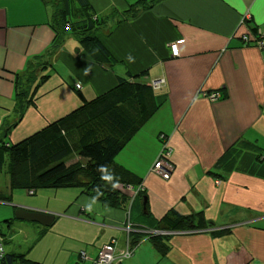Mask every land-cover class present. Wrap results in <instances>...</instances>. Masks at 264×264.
<instances>
[{"label": "crops", "instance_id": "obj_1", "mask_svg": "<svg viewBox=\"0 0 264 264\" xmlns=\"http://www.w3.org/2000/svg\"><path fill=\"white\" fill-rule=\"evenodd\" d=\"M87 1L104 17L98 37L120 64L102 67L69 33L47 56L49 77L18 119L14 73L49 51L53 8L50 0H0V129L9 128L7 144L17 143L113 88L126 70L140 74L142 84H154L158 106L115 162L142 179L145 193L131 197L128 210L76 188L55 189L45 206L20 194L22 202L12 203L11 193L0 220L12 222L14 206L53 214L49 232L61 240L52 248L62 252L53 260L63 264H92L112 240L114 264H264V47L253 45L254 32L264 39V0H149L131 17L135 0ZM164 146L171 148L167 179L153 171ZM170 210L200 213L207 227L168 233L161 254L145 231L161 228ZM15 226L42 231L36 222ZM129 247L133 253L122 257ZM81 249L89 259L78 256Z\"/></svg>", "mask_w": 264, "mask_h": 264}, {"label": "trees", "instance_id": "obj_2", "mask_svg": "<svg viewBox=\"0 0 264 264\" xmlns=\"http://www.w3.org/2000/svg\"><path fill=\"white\" fill-rule=\"evenodd\" d=\"M152 2L135 0L126 16H135L138 11L150 8ZM50 3L53 8L50 27L55 37L49 51L30 60L23 72L14 73L18 119L22 118L27 107L34 104L38 89L49 77L52 65L47 56L62 46L69 33L102 67L112 68L120 64L98 37V31L106 22L104 17L97 15L87 0H50ZM141 76L126 70L118 76L113 88L90 101L82 100L77 109L17 143L5 142L9 128L2 127L0 172L6 181L0 188V201L10 200L15 189L33 195L41 189L76 188L104 206L128 210L133 196L127 187L137 185L136 190H140L142 179L118 165L115 157L158 106L154 87L142 84ZM139 196L146 197L144 194ZM158 223L163 226L157 227L155 233L145 232L161 254L169 248L170 233L207 227L200 213L182 216L172 210ZM6 235L0 228L4 251L6 241L10 240ZM130 250L132 254L134 249L130 247ZM0 264L40 263L25 259L23 254L5 251Z\"/></svg>", "mask_w": 264, "mask_h": 264}, {"label": "rangeland", "instance_id": "obj_3", "mask_svg": "<svg viewBox=\"0 0 264 264\" xmlns=\"http://www.w3.org/2000/svg\"><path fill=\"white\" fill-rule=\"evenodd\" d=\"M74 36V35H73ZM160 176V175H159ZM6 181L5 175H3L2 178H0V186L3 185ZM55 189H41L38 190L34 195H30L26 190L23 189H15L12 191V198L11 202L15 203L18 202L20 204L22 201H19L16 199V194L29 196V198H24L26 201L27 199H31L35 201L39 206H45L47 203V195L52 196ZM62 193V192H59ZM59 194H56L58 196ZM133 196V195H132ZM1 204V203H0ZM48 205V204H47ZM1 207V205H0ZM32 207V206H29ZM15 221L18 220H12V222H3V220H0V228L3 231V233L7 234L6 236L10 237L9 241H6L5 244V251H9V253L14 254H23L24 258L30 261H36L40 264H63V259H55L54 258H62V252H58L57 249L53 250L52 247H54V244L61 240V237L52 231L49 232V227H42V231H35L29 226H21L16 227ZM22 231L28 232V234H24ZM149 232H152L154 230H147ZM155 233V232H152ZM28 235V236H26ZM8 237V238H9ZM39 241L38 244H36ZM103 245L101 246V248ZM130 249V247H129ZM131 251V250H130ZM44 255L45 259L41 261H37L34 258ZM53 260V261H52ZM74 264V263H69ZM78 264H89L86 262H81Z\"/></svg>", "mask_w": 264, "mask_h": 264}, {"label": "built area", "instance_id": "obj_4", "mask_svg": "<svg viewBox=\"0 0 264 264\" xmlns=\"http://www.w3.org/2000/svg\"><path fill=\"white\" fill-rule=\"evenodd\" d=\"M241 39L247 44L251 42L249 36L246 34H243L241 36ZM253 44H255L259 48L264 47V39L260 32L256 33ZM170 50H171L172 55H176L178 53L176 44H171ZM152 86H154V84ZM76 87L80 88V85L76 84ZM218 97H219V94L217 92H213L209 95L210 99H217ZM170 155H171V148L168 146H164L163 149L161 150L159 160L153 166V171L156 173H159L164 178H168L170 175L169 164L167 162ZM127 189H128V192H130L133 196L135 195L136 190H133V187L128 186ZM1 239L2 237L0 236V257H3L5 251H4V246L2 244ZM114 242L115 241L112 240L109 243L104 244L102 248L100 247L97 253V256L91 259L92 264H113L115 260L114 247H113ZM81 253L85 260L89 259L85 251H82ZM130 254H131V251L129 248H127L126 251L123 253L122 257H127Z\"/></svg>", "mask_w": 264, "mask_h": 264}, {"label": "water", "instance_id": "obj_5", "mask_svg": "<svg viewBox=\"0 0 264 264\" xmlns=\"http://www.w3.org/2000/svg\"><path fill=\"white\" fill-rule=\"evenodd\" d=\"M146 201V198L143 200ZM0 203H3L0 201ZM14 206V205H13ZM14 216L17 219L28 221V222H36L43 226H50L54 220V215L51 213H47L44 211L37 210H29L24 207L14 206ZM148 232V231H147Z\"/></svg>", "mask_w": 264, "mask_h": 264}, {"label": "bare ground", "instance_id": "obj_6", "mask_svg": "<svg viewBox=\"0 0 264 264\" xmlns=\"http://www.w3.org/2000/svg\"><path fill=\"white\" fill-rule=\"evenodd\" d=\"M156 173V172H155ZM157 175H160L159 173H157ZM160 177L161 178H163V179H167V178H164V177H162L161 175H160ZM143 187L140 189V190H136V192H135V194H137V193H139L140 191H143ZM130 193V192H129ZM130 195H132L131 193H130ZM146 198V197H145ZM1 202H3V203H5V204H8V201H1ZM16 220H18V221H20V219H17L16 217H14ZM14 219V220H15ZM24 221V220H23ZM5 222V221H4ZM7 222H9V220H7ZM40 225V224H39ZM42 227H50V226H43V225H41ZM129 232V231H128ZM82 251H84V249H81V250H78V256L81 258V259H83V260H85L84 258H83V256H82Z\"/></svg>", "mask_w": 264, "mask_h": 264}]
</instances>
